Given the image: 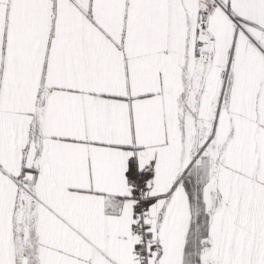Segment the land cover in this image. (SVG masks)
<instances>
[{
    "label": "snow or ice",
    "instance_id": "1",
    "mask_svg": "<svg viewBox=\"0 0 264 264\" xmlns=\"http://www.w3.org/2000/svg\"><path fill=\"white\" fill-rule=\"evenodd\" d=\"M0 264H264V0H0Z\"/></svg>",
    "mask_w": 264,
    "mask_h": 264
}]
</instances>
